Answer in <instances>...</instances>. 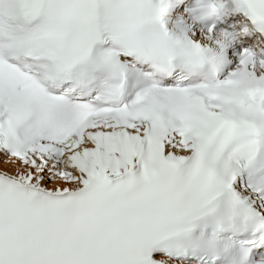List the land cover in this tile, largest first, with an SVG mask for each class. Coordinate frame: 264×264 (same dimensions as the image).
<instances>
[{
	"label": "snow or ice",
	"instance_id": "1",
	"mask_svg": "<svg viewBox=\"0 0 264 264\" xmlns=\"http://www.w3.org/2000/svg\"><path fill=\"white\" fill-rule=\"evenodd\" d=\"M0 264H264V0H0Z\"/></svg>",
	"mask_w": 264,
	"mask_h": 264
}]
</instances>
